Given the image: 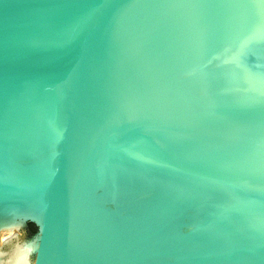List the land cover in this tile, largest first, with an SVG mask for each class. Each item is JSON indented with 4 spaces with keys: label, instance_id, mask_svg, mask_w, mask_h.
I'll return each instance as SVG.
<instances>
[{
    "label": "water",
    "instance_id": "95a60500",
    "mask_svg": "<svg viewBox=\"0 0 264 264\" xmlns=\"http://www.w3.org/2000/svg\"><path fill=\"white\" fill-rule=\"evenodd\" d=\"M10 218L38 264H264V0H0Z\"/></svg>",
    "mask_w": 264,
    "mask_h": 264
},
{
    "label": "clouds",
    "instance_id": "9594fccd",
    "mask_svg": "<svg viewBox=\"0 0 264 264\" xmlns=\"http://www.w3.org/2000/svg\"><path fill=\"white\" fill-rule=\"evenodd\" d=\"M28 230L14 218L0 221V264H38L39 225L30 222Z\"/></svg>",
    "mask_w": 264,
    "mask_h": 264
},
{
    "label": "snow or ice",
    "instance_id": "6c2138e0",
    "mask_svg": "<svg viewBox=\"0 0 264 264\" xmlns=\"http://www.w3.org/2000/svg\"><path fill=\"white\" fill-rule=\"evenodd\" d=\"M243 56H244V50L242 48H238L232 53L230 62L239 63L242 60Z\"/></svg>",
    "mask_w": 264,
    "mask_h": 264
},
{
    "label": "trees",
    "instance_id": "16d2710c",
    "mask_svg": "<svg viewBox=\"0 0 264 264\" xmlns=\"http://www.w3.org/2000/svg\"><path fill=\"white\" fill-rule=\"evenodd\" d=\"M28 230H29V232L31 233V227H30V225H29V229H28Z\"/></svg>",
    "mask_w": 264,
    "mask_h": 264
}]
</instances>
